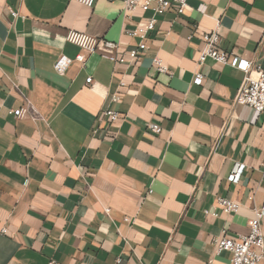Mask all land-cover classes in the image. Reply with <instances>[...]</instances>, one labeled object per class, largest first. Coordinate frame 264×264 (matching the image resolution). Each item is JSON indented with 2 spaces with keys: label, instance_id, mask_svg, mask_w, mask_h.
<instances>
[{
  "label": "crops",
  "instance_id": "1",
  "mask_svg": "<svg viewBox=\"0 0 264 264\" xmlns=\"http://www.w3.org/2000/svg\"><path fill=\"white\" fill-rule=\"evenodd\" d=\"M124 3L0 0V264H230L214 239L248 234L264 204V113L235 102L244 71L199 65L202 33L218 30L223 49L264 68V0L158 14L132 61H121L140 42L129 31L153 12L126 15ZM70 30L98 39L84 63ZM62 54L74 59L64 74ZM26 103L36 111L16 117ZM105 109L119 120H101Z\"/></svg>",
  "mask_w": 264,
  "mask_h": 264
},
{
  "label": "built area",
  "instance_id": "2",
  "mask_svg": "<svg viewBox=\"0 0 264 264\" xmlns=\"http://www.w3.org/2000/svg\"><path fill=\"white\" fill-rule=\"evenodd\" d=\"M87 7H93L97 0H74ZM189 6V0H125L124 13L129 15L136 10L142 11L151 10L152 16L145 21L139 23L135 29L129 31V35L140 38V42L137 46L129 49L125 55L121 58V61H132L138 58L142 51H145L148 47L146 39L151 31H153L157 24V15L167 10H175L178 13H183ZM11 13L16 16L17 13L11 10ZM202 39L204 41V48L201 50L199 56V65H203L208 58L215 61L230 64L233 67H237L244 71L245 76L243 82L238 89L235 102L252 107L256 115L264 113V68L255 65L252 61L241 58L235 53L229 52L221 47V35L218 30L202 33ZM67 41L71 44L78 46L81 52L75 57L80 63H84L87 55L95 51L98 39L92 37L84 32L70 30L67 33ZM106 46L115 48L116 44L112 42H105ZM116 60V57H112ZM74 59L66 54H62L55 62V69L57 72L64 74L72 64ZM155 68L161 72L169 75H173V70L163 61L160 57L154 59ZM205 79V75L202 71H197L193 79V83L202 85ZM87 83L92 82V77H87ZM125 83H121V87L125 86ZM111 100L113 102H119L121 100V94L114 92ZM36 110L26 103L24 106L14 109L12 112L18 118H25L30 116ZM120 113L117 110L105 109L101 111V120L114 122L119 120ZM151 130L154 132H161L162 128L157 123H151ZM242 167L236 169V171L230 176L231 180H235L239 177ZM151 192V189L149 190ZM219 208L227 213H234L238 211L240 203L236 200L219 197L217 200ZM206 214H212L218 216L219 213L214 209L205 210ZM255 217L250 221V232L248 234H239L236 238H229L227 236H220L214 239L217 253L222 251H228L231 253L230 264H264V228L262 226V218L264 217V204L260 208H256ZM8 233V227L4 226L0 229V236ZM49 264H56L52 260ZM207 264H213L210 260Z\"/></svg>",
  "mask_w": 264,
  "mask_h": 264
}]
</instances>
